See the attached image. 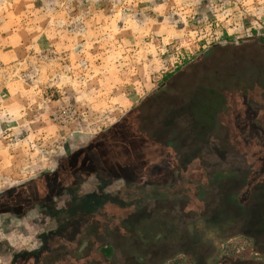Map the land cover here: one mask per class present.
Returning a JSON list of instances; mask_svg holds the SVG:
<instances>
[{
  "label": "rangeland",
  "instance_id": "obj_1",
  "mask_svg": "<svg viewBox=\"0 0 264 264\" xmlns=\"http://www.w3.org/2000/svg\"><path fill=\"white\" fill-rule=\"evenodd\" d=\"M171 88H194L197 112L185 117L215 138L217 150L202 153L213 171L264 175V0H0V219L19 236L2 243L10 254L0 264L29 250L25 264L188 263L178 243L191 220L177 204L79 173L81 158L67 179L60 170L133 111L137 134L160 143L156 98ZM244 119L234 146L227 138ZM118 137L106 138L114 155ZM163 183L171 197L190 196L178 173ZM248 202L249 192L238 198ZM237 223L209 264H264Z\"/></svg>",
  "mask_w": 264,
  "mask_h": 264
},
{
  "label": "trees",
  "instance_id": "obj_2",
  "mask_svg": "<svg viewBox=\"0 0 264 264\" xmlns=\"http://www.w3.org/2000/svg\"><path fill=\"white\" fill-rule=\"evenodd\" d=\"M194 88H171L172 94L164 92L163 97L156 98L166 120L162 127L167 129L162 133L160 143L137 134L131 121L136 112L133 111L100 137L91 140L75 157L70 156L67 159L70 161L64 163L60 170L62 179H67V175L69 177L74 174V168H69L68 165L81 158V167L77 168L79 173L84 170L87 175L103 176L109 181L122 180L134 188L150 187L154 198L174 202L184 216L191 220L182 231L178 254L188 259L187 264H209L215 241L226 239V232L229 233V228L235 226L236 222L245 227L243 236L250 239L257 249L262 246L264 250V175L256 176L261 170L252 168L246 169L248 171H241L240 168L235 170L233 167L227 171H213L215 169L207 162L203 152L211 147L217 150L215 143L211 142L215 138L209 136L208 128L185 117L197 112L195 95L192 93ZM248 124L244 119L237 122L236 128L232 126V135L227 139L235 135L234 146H243L240 143L244 142L240 140H244ZM212 125L210 120L209 127H214ZM112 134L119 136V141L114 146L118 155L117 152L112 154L111 146L106 142L107 136ZM234 146L230 148L232 153ZM223 151L216 152L217 160L223 157ZM247 165L250 166V161H247ZM67 172L69 173L66 175ZM173 172L180 175L190 196L167 195L171 184L160 185V182ZM81 177L80 179L85 178ZM246 192L250 193V202L239 205L238 198ZM211 235H214L213 238H210ZM185 243L187 245L183 246Z\"/></svg>",
  "mask_w": 264,
  "mask_h": 264
},
{
  "label": "crops",
  "instance_id": "obj_3",
  "mask_svg": "<svg viewBox=\"0 0 264 264\" xmlns=\"http://www.w3.org/2000/svg\"><path fill=\"white\" fill-rule=\"evenodd\" d=\"M94 183H95V180H91V186H94ZM91 186L88 184V185H85V188H90ZM10 212L11 211L6 210V213H4V214L9 215V214H11ZM8 224H9L8 222L1 221V219H0V258H2V257L4 258L7 256V254H10V252H8L6 249H4V247L2 246V243L3 242L12 243V242H14V240L18 239V237H19L17 235L18 232L15 231V229L10 231V229L7 228ZM113 251H114V249H112V248H108V249L104 248L102 250V254L105 255L106 257H109V256L113 255ZM29 253H30V250H29L28 254L25 255V257H30L31 254L29 255ZM82 257L83 256L80 254V252H78L76 258L80 260V259H82ZM54 259L56 260V257ZM61 259H64L66 261V257L65 258L62 257ZM37 260L40 261V264L42 263V261H41L42 259L40 257H37Z\"/></svg>",
  "mask_w": 264,
  "mask_h": 264
},
{
  "label": "flooded vegetation",
  "instance_id": "obj_4",
  "mask_svg": "<svg viewBox=\"0 0 264 264\" xmlns=\"http://www.w3.org/2000/svg\"><path fill=\"white\" fill-rule=\"evenodd\" d=\"M19 208L15 209V206L11 208V211L14 212V216L17 218L23 217L21 213L23 212L22 209H24L25 206H18ZM11 213V212H10ZM12 214V213H11ZM15 262L17 264H25L26 263V257L24 255H20L16 258Z\"/></svg>",
  "mask_w": 264,
  "mask_h": 264
}]
</instances>
